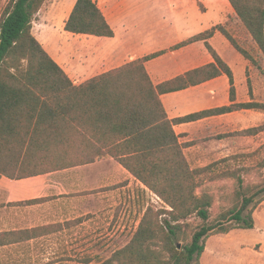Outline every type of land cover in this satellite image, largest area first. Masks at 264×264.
Instances as JSON below:
<instances>
[{
	"label": "trees",
	"instance_id": "16d2710c",
	"mask_svg": "<svg viewBox=\"0 0 264 264\" xmlns=\"http://www.w3.org/2000/svg\"><path fill=\"white\" fill-rule=\"evenodd\" d=\"M228 1L264 58V0ZM45 2L8 0L0 13V179L66 166L61 157L72 152L86 162L112 156L159 196L169 208L149 206L130 242L97 264H201L210 236L254 228L255 210L264 202V157L206 179L222 161L192 168L174 124L241 108L264 110V102L233 103L170 119L161 100L163 93L222 73L230 78L235 100L232 69L208 41L217 30L264 74L254 55L218 24L172 47L204 40L215 60L205 66L156 85L146 62L165 52L160 50L75 84L33 33ZM64 29L115 35L96 0H76ZM249 87L252 93L250 79ZM261 131L264 124L239 134ZM263 146L241 157L254 158ZM254 173L261 179L248 181ZM226 178L234 179L232 191L224 192L222 185L216 193L210 183ZM215 204L221 206L216 215Z\"/></svg>",
	"mask_w": 264,
	"mask_h": 264
},
{
	"label": "crops",
	"instance_id": "0c3cea01",
	"mask_svg": "<svg viewBox=\"0 0 264 264\" xmlns=\"http://www.w3.org/2000/svg\"><path fill=\"white\" fill-rule=\"evenodd\" d=\"M96 1L115 30L113 37L65 30L56 39L55 33L49 36L44 29L41 36H36L48 44L42 43L75 84L160 50L165 52L146 62L156 85L212 63L214 57L204 40L172 47L215 25H225L229 13L234 12L228 0ZM163 6H167L165 13L160 12ZM208 41L232 69L235 100L231 99L230 78L222 73L161 94L170 119L233 103L264 102L259 98L264 82L257 67L219 30ZM219 42L231 48L230 43L234 49H221ZM259 114L264 116V110L241 108L176 122L174 130L185 145L191 166L217 161L241 163V155L256 152L264 144V131L239 134L259 126ZM64 158L62 163L67 164L60 168L23 178L0 179V232H13L9 245L18 261L97 264V246H110L127 226L138 227L147 208V193L152 202L159 198L112 156L86 162L72 152L71 156L61 157Z\"/></svg>",
	"mask_w": 264,
	"mask_h": 264
},
{
	"label": "rangeland",
	"instance_id": "374dc122",
	"mask_svg": "<svg viewBox=\"0 0 264 264\" xmlns=\"http://www.w3.org/2000/svg\"><path fill=\"white\" fill-rule=\"evenodd\" d=\"M214 3L217 0H212ZM8 0H0V13L2 12L4 6L7 4ZM74 0H46L41 10L35 16L33 21V33L35 36H41V31L44 29L46 34L52 36V33H55L56 39H59L60 33L65 31L64 26L62 27L63 20L66 19L68 13L70 11L71 5ZM228 3V2H227ZM229 5V3H228ZM166 7H162L163 11L160 12L165 13L164 9ZM231 11L233 12L232 6H229ZM159 12V13H160ZM229 20L225 23L227 30L239 41V43L251 52L254 57L260 62L262 67L264 68V58L257 48L256 44L253 42L246 28L242 25V23L238 20L237 16L233 12V14L229 13ZM51 33V34H50ZM49 38V37H48ZM50 39V38H49ZM52 40L54 38H51ZM41 41V40H40ZM47 41V39H46ZM45 46L48 44L46 42H42ZM221 49H234L232 45L229 43V46L222 45L219 42ZM244 56V55H243ZM245 57V56H244ZM255 68L253 63H251ZM123 65V64H122ZM113 69V68H112ZM258 69V67H257ZM259 74L264 82V74L258 69ZM264 86V83H263ZM259 98L264 99V91H259ZM264 124V116L259 114V125ZM264 145V144H263ZM256 153V152H255ZM257 156L245 158L241 160V163L238 162H230L228 163H220L217 165L213 172H209L205 175V178L208 179L210 175H214L216 173L227 170L228 168H235L236 166H244V165H255L258 159H263L264 157V146L262 149L256 154ZM192 168L203 167V166H191ZM264 173V171H263ZM261 178L257 177V174H250L248 176V181H259ZM234 179L226 178L219 179L215 182L210 183L212 185L213 190L218 193V189L225 185L222 189L224 192H231L233 187ZM221 189V190H222ZM146 195L145 206L148 208L149 206L158 209L160 207L167 205L163 203L161 198H156L154 202H152L151 198H148ZM146 208V210H147ZM221 210L220 204H215L213 207V214L216 215ZM146 212V211H145ZM145 214V213H144ZM143 214V216H144ZM256 225L252 229H235L227 234H217L210 236L206 240V248L203 253L200 263L201 264H264V202L259 205L254 213ZM142 216V217H143ZM142 219V218H141ZM194 224L198 223V218H192ZM135 224V223H134ZM131 225V224H130ZM129 225V226H130ZM139 226V225H138ZM138 229L135 228V225L132 224V228L126 227V230L122 231L119 238L115 239L110 246H97L99 251L95 256V262L99 263L106 259H108L114 251L123 246L127 245L134 233ZM13 241V235L7 232H0V264H44L43 262H26V261H18V258L13 256V246L9 244ZM5 243L4 245H2ZM62 264H72V263H62Z\"/></svg>",
	"mask_w": 264,
	"mask_h": 264
},
{
	"label": "water",
	"instance_id": "95a60500",
	"mask_svg": "<svg viewBox=\"0 0 264 264\" xmlns=\"http://www.w3.org/2000/svg\"><path fill=\"white\" fill-rule=\"evenodd\" d=\"M178 248H181V244H178Z\"/></svg>",
	"mask_w": 264,
	"mask_h": 264
}]
</instances>
